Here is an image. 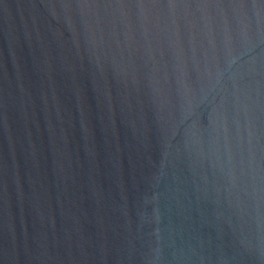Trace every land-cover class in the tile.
Returning <instances> with one entry per match:
<instances>
[{
    "label": "water",
    "instance_id": "water-1",
    "mask_svg": "<svg viewBox=\"0 0 264 264\" xmlns=\"http://www.w3.org/2000/svg\"><path fill=\"white\" fill-rule=\"evenodd\" d=\"M0 264H264V0H0Z\"/></svg>",
    "mask_w": 264,
    "mask_h": 264
}]
</instances>
